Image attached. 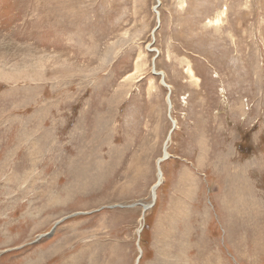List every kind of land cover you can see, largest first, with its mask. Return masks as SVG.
Listing matches in <instances>:
<instances>
[{
  "label": "rangeland",
  "instance_id": "1",
  "mask_svg": "<svg viewBox=\"0 0 264 264\" xmlns=\"http://www.w3.org/2000/svg\"><path fill=\"white\" fill-rule=\"evenodd\" d=\"M0 264H264V0H0Z\"/></svg>",
  "mask_w": 264,
  "mask_h": 264
},
{
  "label": "bare ground",
  "instance_id": "2",
  "mask_svg": "<svg viewBox=\"0 0 264 264\" xmlns=\"http://www.w3.org/2000/svg\"><path fill=\"white\" fill-rule=\"evenodd\" d=\"M162 83L163 84H165L164 83V79H163V81H162ZM170 101V100H169ZM170 104H171V102H170ZM170 108H172V107H170ZM173 125H175L174 127H176L177 125H176V122L173 120ZM169 140L168 141H170V139H171V136H169V138H168ZM167 158H169V153L167 152V150H165L164 151V157H163V159H161V160H159V164L162 162V161H164L165 159H167ZM161 172V167H160V170H159V185L157 186H154V188H153V198H156V191H157V189H158V187L160 186V184H161V182H162V173H160ZM146 208H147V206H145Z\"/></svg>",
  "mask_w": 264,
  "mask_h": 264
},
{
  "label": "water",
  "instance_id": "3",
  "mask_svg": "<svg viewBox=\"0 0 264 264\" xmlns=\"http://www.w3.org/2000/svg\"><path fill=\"white\" fill-rule=\"evenodd\" d=\"M156 75H159V76H161L162 77V81H163V79H164V77H163V74L162 73H155ZM159 185V183L157 184V186ZM148 208V207H147ZM147 208H145V209H147Z\"/></svg>",
  "mask_w": 264,
  "mask_h": 264
}]
</instances>
